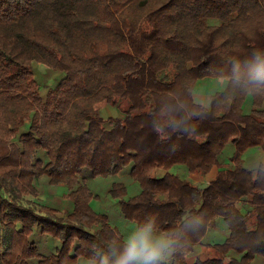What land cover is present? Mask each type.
Returning a JSON list of instances; mask_svg holds the SVG:
<instances>
[{
    "label": "trees",
    "instance_id": "16d2710c",
    "mask_svg": "<svg viewBox=\"0 0 264 264\" xmlns=\"http://www.w3.org/2000/svg\"><path fill=\"white\" fill-rule=\"evenodd\" d=\"M256 47L264 0H0V264H89L92 243L124 236L91 178L123 226L203 218L173 264H264V99L217 109L206 73ZM202 86L198 134L159 141L152 114L198 106Z\"/></svg>",
    "mask_w": 264,
    "mask_h": 264
},
{
    "label": "clouds",
    "instance_id": "9594fccd",
    "mask_svg": "<svg viewBox=\"0 0 264 264\" xmlns=\"http://www.w3.org/2000/svg\"><path fill=\"white\" fill-rule=\"evenodd\" d=\"M227 60L229 67L215 65L206 70L221 94L215 101L216 108L230 107L229 97L232 101L241 97L264 99V47L253 48L243 57L232 54ZM211 115L202 103L194 108L179 101L167 103L152 114L151 130L161 142L174 136L193 138L200 123ZM253 171L257 179L264 180V163H257ZM203 224L200 216H185L181 224L162 228L159 219L149 215L126 235H113L102 247L92 243L89 264H173L175 257L187 252V233L197 231Z\"/></svg>",
    "mask_w": 264,
    "mask_h": 264
},
{
    "label": "rangeland",
    "instance_id": "374dc122",
    "mask_svg": "<svg viewBox=\"0 0 264 264\" xmlns=\"http://www.w3.org/2000/svg\"><path fill=\"white\" fill-rule=\"evenodd\" d=\"M38 68H39V70H42V72H44V70L46 69V65L40 63ZM209 83L210 84L212 83V85H213V82L211 80ZM214 87H216V86L214 85ZM199 92L201 94H206L207 91H206V88L204 86H202L201 89H199ZM196 98L199 99L201 97H196ZM197 102H199V101L197 100ZM203 103L208 104V99L206 100V102H203ZM102 115L107 120L109 117H112V118L122 117V113L117 108L111 107V106H107V107L103 108L102 109ZM107 125H108V122H107ZM251 151L253 152L254 150L251 149ZM251 151H249V153ZM251 154H248V156H251ZM216 171H217V169L214 168L213 172L209 173L208 176H206V177H203V175L197 174V175L192 176L190 179L192 180L193 184L205 185L212 179V175H214ZM89 183H90L91 188L95 192H97V194H99V196H100V200L94 202L95 210L109 216V218L111 220H114V222H113L114 226H117L118 228H120V230L122 229V233H124V235H126L133 228H131L128 225V223H125V222H124V226H123V221L119 220L120 218L117 215V212H118L117 203H116L117 201L112 199L111 196L109 194H107V188L109 187L108 180L105 181V180L91 178L89 180ZM214 233L215 234L218 233V230H216ZM220 235H222V233H218V235L210 236V239L212 241H216L220 237Z\"/></svg>",
    "mask_w": 264,
    "mask_h": 264
},
{
    "label": "crops",
    "instance_id": "0c3cea01",
    "mask_svg": "<svg viewBox=\"0 0 264 264\" xmlns=\"http://www.w3.org/2000/svg\"><path fill=\"white\" fill-rule=\"evenodd\" d=\"M205 88H206V91H207L206 94H201V93L198 92V91L196 92V95H198V97H201V98H199V99L197 98V100H198L200 103H202V104H204L203 102H206V100H207L208 97H209V89H210V88L207 87V86H206ZM213 170H214V169H213ZM213 170H212L211 172H213ZM211 172H210V173H211ZM216 174H217V171L215 172L214 175H212V179H211V180H213L215 177H217ZM211 180H210V181H211Z\"/></svg>",
    "mask_w": 264,
    "mask_h": 264
}]
</instances>
